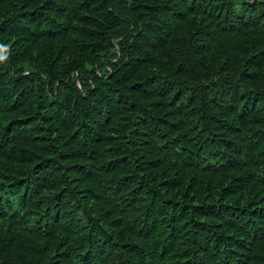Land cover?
<instances>
[{
	"label": "trees",
	"instance_id": "trees-1",
	"mask_svg": "<svg viewBox=\"0 0 264 264\" xmlns=\"http://www.w3.org/2000/svg\"><path fill=\"white\" fill-rule=\"evenodd\" d=\"M0 264H264V0H0Z\"/></svg>",
	"mask_w": 264,
	"mask_h": 264
}]
</instances>
